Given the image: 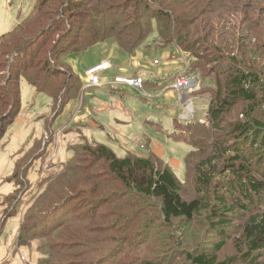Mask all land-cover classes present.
I'll return each mask as SVG.
<instances>
[{"label":"rangeland","instance_id":"obj_1","mask_svg":"<svg viewBox=\"0 0 264 264\" xmlns=\"http://www.w3.org/2000/svg\"><path fill=\"white\" fill-rule=\"evenodd\" d=\"M61 1L63 5H70V11L64 17L68 22L44 36L27 57L16 60L14 70L20 76L25 71L32 75L38 67L47 66L44 62L38 66L41 59H48L51 60L52 73L54 70L74 73L80 79L82 91L77 95L74 91L72 97L75 98L56 116L59 102H53L48 94L29 85L23 77L19 80L21 111L0 141V264H138L143 260L188 264V253H212L221 241L225 245L216 253L219 262L241 257L243 247L238 249L236 244L243 246L241 234L247 220L264 214V189L261 195L243 197L237 187L231 189L220 183L226 188L213 186L210 192H206L213 205L210 211L204 210L192 221L176 220L171 226L155 223L151 230H143L149 224L147 220L160 218L159 211L115 180L102 185L105 191L89 194L95 182L101 183L97 179L101 168L90 166L89 159L86 161L80 154L74 161V165L78 161L81 165L78 163V173L70 172L67 177L57 180L38 200L43 192L39 184L48 181L66 160L73 157L69 149L80 141V133L90 141L109 147L119 158L128 153L139 158H157L181 183L182 198L187 201L197 198L196 175L193 170L187 171L185 163L192 146L177 139L180 132L175 125L177 123L181 130L187 127V122L207 124V91L215 89L213 76L189 72L190 63L200 59H190L176 46H160L156 29L158 22L153 23V33L143 41L135 55L126 54L113 39L87 49L109 35H105V12L122 6L125 0L57 2ZM35 4L36 0H0V36L23 22ZM54 4H57L56 0L48 2V6ZM126 7L130 11L131 8ZM260 8L263 10V3ZM145 18L149 21V17ZM114 24L112 19L109 28ZM67 26L70 28L65 29ZM57 40L64 43V49L56 51ZM84 49L87 50L81 53ZM102 61L112 65L103 77L104 81L137 75L145 81L143 91L118 86L86 88V68ZM33 63L36 65L32 66ZM5 74L0 71V89L6 84ZM182 75L196 78L197 88L182 91L181 95L174 89H165L174 78ZM52 78L60 80L57 81L58 88L62 80L68 81L58 73ZM189 103L193 104L194 114L187 121L184 116ZM243 109L244 106L233 111L229 116L231 122L245 118ZM5 112L6 108L3 114ZM256 114L262 122L261 128L254 130L251 126L249 132L242 136L235 135L233 126H230L229 134H224L221 143L226 148L225 156L243 155L244 160L235 165L249 160L251 171L263 182L264 110L259 109ZM212 151V148L206 151V158ZM230 162L231 159H222L219 166L222 174L217 177L224 175V166ZM245 165L248 167L247 163ZM18 168L21 171H17ZM15 172L20 174L18 180L13 179ZM87 174L96 179L89 178ZM102 179L106 181L104 176ZM63 186L76 188L86 195L63 208L58 207L60 209L52 216L43 217L47 204L63 198L60 193ZM218 192L226 197L230 211L224 217L216 218L211 214L221 208L215 198ZM101 194L107 198V205L97 202L102 198L98 197ZM239 201L243 205H239ZM142 208L146 216L142 215L135 222L137 211ZM222 228H227L222 231L225 236L216 231ZM19 237L28 238V241L24 240L27 243ZM234 264H264V249L255 252L249 261L236 260Z\"/></svg>","mask_w":264,"mask_h":264},{"label":"trees","instance_id":"obj_2","mask_svg":"<svg viewBox=\"0 0 264 264\" xmlns=\"http://www.w3.org/2000/svg\"><path fill=\"white\" fill-rule=\"evenodd\" d=\"M49 1L36 0L28 17L12 31L0 36V71L6 73V84L0 89L3 92L0 99V101L2 100L0 104V141L21 111L19 83L21 77L41 93L48 94L53 102L54 100L59 102L56 116L63 111L70 100L75 98L72 95L76 91V95L80 90L82 91L80 79L74 73L68 74V72L56 70L52 73L53 70L49 65L51 60L48 59H45L46 61L44 58L41 59L38 66L43 62L47 66L38 67L32 75L25 71L20 76L14 70L16 60L27 57L44 36L53 29L65 25L64 17L70 11V5H63L62 1L57 2L60 0H56L57 4L48 6ZM144 1L147 3L143 4L142 0H125L122 6L106 11L105 35L107 33L109 35L95 41L87 49L113 39L126 54L135 55L143 41L153 33V23L158 22L156 29L161 47L176 46L190 59L193 57L200 59L201 61L190 63L189 72L191 74L198 72L204 74L205 77H214L215 89L207 91L209 102L207 124L187 122V127L181 130L177 123L175 125V129L178 133L180 132L177 139L186 141L192 146L185 163L187 171L193 170L196 175L195 184L198 197L189 201L184 200L181 195V183L169 167L157 158L153 156L148 159L139 158L130 153L124 158H119L109 147L90 141L80 133V141L69 149L72 151L73 157L66 160L48 181L39 184L40 189L43 188V192L38 200L48 193L50 186L57 180L67 177L70 172L78 173L79 161L76 165H74V161L82 154L86 161L89 159L90 166L101 168L100 175L97 177L101 183L95 182L92 187L94 189L89 194H94L97 191L103 192L106 189L102 188V185L109 184V181H117L130 193L136 194L140 199L145 200V203H150L149 207L159 211L160 218L153 217L146 221L149 224L143 230H151L155 223L171 226L173 221H192L204 210L210 211L213 205L206 192L208 190L210 192L213 186L217 189H219L218 187L226 188V186L231 189L237 187L243 197L263 193L264 181L258 180L251 171L250 161L235 165L236 162L243 161L244 156L239 154L225 156L226 148L221 141L224 134H229L230 126H233L235 135L242 136L249 132L251 126H254V130L261 128L262 122L259 121L256 113L259 109L264 110V13H261L262 8H260V5L264 4V0ZM127 5L131 8L130 11L127 9ZM74 8H77L76 4ZM143 13L148 15H143ZM60 14L63 17H60ZM145 16L149 17V21ZM112 19L115 24L109 28V22ZM69 28L70 26H67L65 29ZM99 33L100 30H98ZM63 44L58 41L56 51L64 49ZM33 62L35 63V61ZM34 63L32 66L36 65ZM57 73L68 80H62L59 88L57 81L60 80L55 81L52 78ZM242 106H244L245 118L241 121L237 119L235 122H231L229 116L235 109H241ZM5 108L7 112L3 114ZM208 124L209 128H207ZM51 125L52 121L50 127ZM210 139L213 141L210 142ZM209 148H212L213 151L206 158V151ZM223 158L231 159V162L225 164L224 175L217 177L218 174H222L219 172V166ZM246 163L248 167L245 165ZM16 168L17 166L15 171ZM17 171L21 170L18 168ZM14 175L13 179L20 178L19 173L15 172ZM21 175L24 176L23 173ZM87 175L89 178L96 179L92 174ZM103 176L106 181L102 179ZM220 183L226 184V186H221ZM60 193L63 195V198L57 201L60 203L50 202L47 204L44 207L46 212L43 217L52 216L60 208L86 195V192L65 186ZM98 197H102L99 199L102 202L97 201L101 205L109 203L102 194ZM215 198L219 200L221 208L219 212H213L211 215L216 218L224 217L225 213L230 211L226 205L227 199L219 192ZM237 203L243 205L240 204V201ZM144 214L146 216L143 208L137 211L135 222L139 221ZM226 229L222 228L216 231L224 233L223 236H225V232L222 231ZM19 238L22 242L28 241V238ZM241 239L243 246L236 244L238 249L243 247L241 251L243 254L239 258L228 262H219L216 253L225 245L221 241L212 253H188L187 262L188 264H234L236 260L249 261L255 252L264 249V214L251 216L247 220L242 229ZM138 264L163 263L143 260Z\"/></svg>","mask_w":264,"mask_h":264},{"label":"built area","instance_id":"obj_3","mask_svg":"<svg viewBox=\"0 0 264 264\" xmlns=\"http://www.w3.org/2000/svg\"><path fill=\"white\" fill-rule=\"evenodd\" d=\"M112 69V65L108 61H102L98 64H93L86 68L85 75L88 78L89 85L91 87H125L131 88L138 92L143 91L145 81L140 76L132 77H116L111 81H104L103 77ZM197 88L196 78L190 76H178L174 78V81L170 86L165 89H174L181 95L182 91H192ZM150 98V97H149ZM188 104V103H187ZM190 107L187 108L184 119L189 121L194 114V107L192 103H189Z\"/></svg>","mask_w":264,"mask_h":264},{"label":"crops","instance_id":"obj_4","mask_svg":"<svg viewBox=\"0 0 264 264\" xmlns=\"http://www.w3.org/2000/svg\"><path fill=\"white\" fill-rule=\"evenodd\" d=\"M92 65H93V64H92ZM90 66H91V65H90ZM135 76H137V75H135ZM86 88L97 89V88H101V87H91V86L89 85V82H88V85L86 86ZM115 106H116V105H115ZM117 106L120 107V109L122 110V107L120 106L119 103H117Z\"/></svg>","mask_w":264,"mask_h":264}]
</instances>
